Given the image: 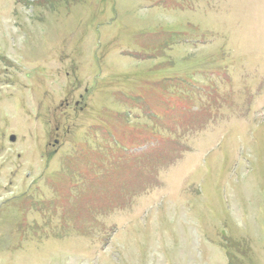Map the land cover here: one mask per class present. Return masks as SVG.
<instances>
[{
	"label": "rangeland",
	"instance_id": "obj_1",
	"mask_svg": "<svg viewBox=\"0 0 264 264\" xmlns=\"http://www.w3.org/2000/svg\"><path fill=\"white\" fill-rule=\"evenodd\" d=\"M0 264H264V0H0Z\"/></svg>",
	"mask_w": 264,
	"mask_h": 264
},
{
	"label": "water",
	"instance_id": "obj_2",
	"mask_svg": "<svg viewBox=\"0 0 264 264\" xmlns=\"http://www.w3.org/2000/svg\"><path fill=\"white\" fill-rule=\"evenodd\" d=\"M10 141H12V142L14 141V137L13 136L10 137Z\"/></svg>",
	"mask_w": 264,
	"mask_h": 264
}]
</instances>
